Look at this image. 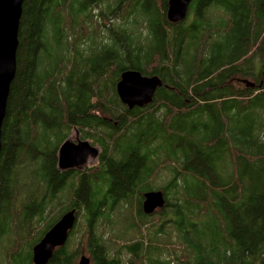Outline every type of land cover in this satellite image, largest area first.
<instances>
[{
	"label": "trees",
	"instance_id": "16d2710c",
	"mask_svg": "<svg viewBox=\"0 0 264 264\" xmlns=\"http://www.w3.org/2000/svg\"><path fill=\"white\" fill-rule=\"evenodd\" d=\"M24 0L0 138V264H264V0ZM125 71L157 76L129 109ZM76 130L91 168H58ZM158 179L162 180L158 185ZM160 191L163 206L143 211ZM156 219V221H154ZM79 247V248H78Z\"/></svg>",
	"mask_w": 264,
	"mask_h": 264
},
{
	"label": "water",
	"instance_id": "95a60500",
	"mask_svg": "<svg viewBox=\"0 0 264 264\" xmlns=\"http://www.w3.org/2000/svg\"><path fill=\"white\" fill-rule=\"evenodd\" d=\"M24 0H0V138L1 126L5 116L7 97L16 68V50L18 29ZM191 0H169L166 18L169 23H178L185 19ZM157 76H143L137 71H125L116 85V93L121 103L129 109L142 108L152 102L153 95L161 86ZM99 150L87 140L65 141L58 150V168L61 170L82 167L87 158H97ZM163 206L160 191L145 195L143 211L152 213ZM76 223L75 211L63 214L49 229L41 241L32 249L33 264H47L55 248L65 245L69 232ZM86 256L80 257L77 264H89Z\"/></svg>",
	"mask_w": 264,
	"mask_h": 264
},
{
	"label": "rangeland",
	"instance_id": "374dc122",
	"mask_svg": "<svg viewBox=\"0 0 264 264\" xmlns=\"http://www.w3.org/2000/svg\"><path fill=\"white\" fill-rule=\"evenodd\" d=\"M69 138H70L69 140H70L71 142H76V141L79 139L76 130H73V131L71 132V136H70ZM96 165H97V158L94 159V158H90V157H88V158H87V161H86V163H85V165H83V167H80V170H83L84 168H91V167H94V166H96ZM157 181H158V185H161L162 180H161V179H158ZM154 221H156V219H155ZM78 248H79V247H78ZM79 249H80L81 252H80V254L78 255V257L76 258L74 264H77L78 261H79V259H80V257H82V256L89 257V256L85 253V248H84V246L80 247ZM89 264H91V262H90Z\"/></svg>",
	"mask_w": 264,
	"mask_h": 264
}]
</instances>
